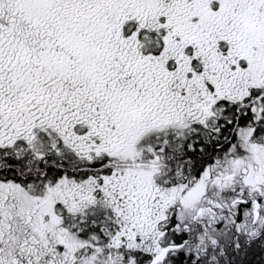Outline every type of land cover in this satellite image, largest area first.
Masks as SVG:
<instances>
[{
    "label": "snow or ice",
    "instance_id": "obj_1",
    "mask_svg": "<svg viewBox=\"0 0 264 264\" xmlns=\"http://www.w3.org/2000/svg\"><path fill=\"white\" fill-rule=\"evenodd\" d=\"M0 264H264V0H0Z\"/></svg>",
    "mask_w": 264,
    "mask_h": 264
}]
</instances>
